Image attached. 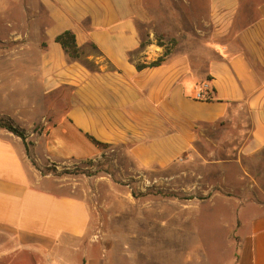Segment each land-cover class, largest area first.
Instances as JSON below:
<instances>
[{"label": "crops", "instance_id": "crops-1", "mask_svg": "<svg viewBox=\"0 0 264 264\" xmlns=\"http://www.w3.org/2000/svg\"><path fill=\"white\" fill-rule=\"evenodd\" d=\"M205 12L218 41L198 52L173 49L138 70L164 53L141 47L140 0H0L3 26L29 45V69L14 73L29 78V102L0 105V117H29L28 155L0 128V264H110L85 243L87 205L54 191L42 169L117 149L131 177L169 172L163 179L174 182L193 172L197 142L235 118L243 133L212 162L238 173L232 264H264V0H208ZM65 31L92 69L55 42ZM205 86L210 99H197ZM37 124L43 128L33 133Z\"/></svg>", "mask_w": 264, "mask_h": 264}, {"label": "rangeland", "instance_id": "rangeland-1", "mask_svg": "<svg viewBox=\"0 0 264 264\" xmlns=\"http://www.w3.org/2000/svg\"><path fill=\"white\" fill-rule=\"evenodd\" d=\"M140 5L145 15L139 22L141 47L198 52L218 41L212 38L214 25L205 12L208 0H140ZM205 19L210 25H204ZM3 25L0 21V105L26 104L29 78H15L14 73L29 69V59L23 58L29 55V45L16 42L12 29ZM14 120L0 117L29 137V117ZM245 127L235 118L207 132L206 139L197 142L193 172L174 182L163 179L169 172L131 177L129 162L117 149L94 159L49 166L41 173L50 174L54 191L79 197L87 205L85 243L98 246L110 264H232L238 238L233 203L238 173L233 164L221 169L212 162L224 155L226 145L237 143L234 138ZM42 128L37 124L30 130L37 133Z\"/></svg>", "mask_w": 264, "mask_h": 264}, {"label": "trees", "instance_id": "trees-1", "mask_svg": "<svg viewBox=\"0 0 264 264\" xmlns=\"http://www.w3.org/2000/svg\"><path fill=\"white\" fill-rule=\"evenodd\" d=\"M55 42L58 43L61 46V48L64 50V52L67 54V56L71 60L81 63L87 69H92V66H93L92 62L89 61L88 59L84 58L81 55V53L79 51V48H78V46L76 44L75 37H74V35L71 32L65 31V32L59 34L55 38ZM168 54H169V51L166 50L161 57H159L156 60H154L152 62H149L147 64H136V68L138 70H141V69L146 68V67H156V66L160 65L163 62V58L166 55H168ZM0 128L5 129L8 132H10V133L14 134L15 136L19 137L24 143L27 155L29 154L28 145H27V143L25 141L26 135H25V132L23 130L15 127L9 121H7V122L0 121ZM89 139L96 146H99L101 148H105L106 147L105 145L100 144L99 142L94 140L92 137H89Z\"/></svg>", "mask_w": 264, "mask_h": 264}, {"label": "built area", "instance_id": "built-area-1", "mask_svg": "<svg viewBox=\"0 0 264 264\" xmlns=\"http://www.w3.org/2000/svg\"><path fill=\"white\" fill-rule=\"evenodd\" d=\"M208 89L205 87H202L200 88L198 91H197V94H196V98L197 99H202V100H209L210 99V95L206 93ZM47 264H54L53 262H48Z\"/></svg>", "mask_w": 264, "mask_h": 264}]
</instances>
